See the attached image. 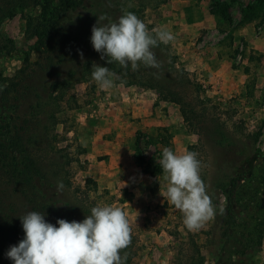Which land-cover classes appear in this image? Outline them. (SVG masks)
Here are the masks:
<instances>
[{
    "label": "rangeland",
    "instance_id": "rangeland-1",
    "mask_svg": "<svg viewBox=\"0 0 264 264\" xmlns=\"http://www.w3.org/2000/svg\"><path fill=\"white\" fill-rule=\"evenodd\" d=\"M94 1L98 0H87L83 14L91 12ZM257 1L167 0L148 7L141 18L150 30L162 28L174 35L169 45L179 63L202 83V96L216 105L214 118L235 133L231 150L200 135L184 119L180 105L161 100L154 89L128 85L119 74L123 83L118 80L112 89H101L88 76L70 90L76 102L58 124L56 146L65 148L62 153L73 159L66 170L93 206L109 204L125 211L135 238L132 264H172L187 251L190 238L200 245L204 264H215L206 234L213 220L198 230L185 227L183 214L167 201L168 182L157 160L165 147L177 154L197 152L208 193L224 206L220 184L233 173L236 161L250 153L252 140L247 133L261 131L254 150L264 152V8L251 20L243 14ZM218 3L226 5L230 17L215 11ZM39 12L40 8L19 10L1 24L2 35L14 45L10 53L0 55L5 76H14L27 56L37 59L35 39L25 35V26L27 16ZM78 47L81 52L82 46ZM257 161L264 165L263 156ZM126 200L128 205H123ZM73 211L66 207L63 217L52 213L45 219L56 224L72 212L74 220L81 221ZM250 255L264 263V242Z\"/></svg>",
    "mask_w": 264,
    "mask_h": 264
},
{
    "label": "trees",
    "instance_id": "trees-1",
    "mask_svg": "<svg viewBox=\"0 0 264 264\" xmlns=\"http://www.w3.org/2000/svg\"><path fill=\"white\" fill-rule=\"evenodd\" d=\"M166 1L98 0L92 3L91 12L83 14L81 8H86L87 0H0V28L19 10L40 8L37 15L27 16L25 26V35L35 39L37 59L31 61L27 56L14 76H5L0 70V264H13L6 253L24 237L19 216L26 212L63 217L62 211L69 207L81 221L91 214L94 206L89 195L73 184L66 170L73 159L62 153L66 149L58 148L56 142L62 116L67 108H74L72 103L75 106L70 90L91 76L93 63L109 67L128 79V85L156 90L161 100L180 105L184 119L200 135L222 149H232L235 133L214 118L216 105L202 96V83L179 63L169 44L156 48L158 53L154 49L157 57L164 59L158 69L142 65L137 71L130 65L127 70L116 63L107 65L92 47L91 28L98 16L107 14L116 21L131 11L141 19L148 7L156 8ZM217 7L216 12L230 17L225 4ZM263 8L264 0L246 6L244 18L251 20ZM13 49V40L0 30V55ZM260 133L246 134L252 140L250 153L242 155L239 164L236 161L233 173L220 184L226 196L224 206L214 201L217 210L225 209L223 214L217 211L206 231L215 264H264L250 255L264 242V165L257 161L264 158V152L254 150ZM59 182L62 187L58 188ZM74 217L71 212L65 220L71 222ZM134 239L131 237L124 250L126 264H132ZM189 240L187 251L176 256L172 264L205 263L200 245L194 238Z\"/></svg>",
    "mask_w": 264,
    "mask_h": 264
},
{
    "label": "clouds",
    "instance_id": "clouds-1",
    "mask_svg": "<svg viewBox=\"0 0 264 264\" xmlns=\"http://www.w3.org/2000/svg\"><path fill=\"white\" fill-rule=\"evenodd\" d=\"M173 40L170 31L150 30L131 11L116 21L107 14L98 16L90 37L93 49L107 65L116 63L125 70L130 65L133 71L141 65L158 69L160 61L154 49ZM91 77L103 90L117 87L118 80L123 83L118 73L96 63L92 65ZM198 156L194 151L177 154L165 147L162 158L157 160L168 182L167 201L183 214L188 230L202 228L215 219L217 211H225L223 207L217 210L208 193ZM19 218L24 237L6 253L13 264H126L124 250L131 244L132 230L121 207L98 204L82 221L58 219L56 224L38 211H28Z\"/></svg>",
    "mask_w": 264,
    "mask_h": 264
},
{
    "label": "crops",
    "instance_id": "crops-1",
    "mask_svg": "<svg viewBox=\"0 0 264 264\" xmlns=\"http://www.w3.org/2000/svg\"><path fill=\"white\" fill-rule=\"evenodd\" d=\"M98 137H99V136H98ZM117 138L120 139V136H118ZM111 167H112V166H111ZM108 171H109V170H108ZM129 201H130V200H126L125 202H122V204H123V205H128V202H129Z\"/></svg>",
    "mask_w": 264,
    "mask_h": 264
}]
</instances>
